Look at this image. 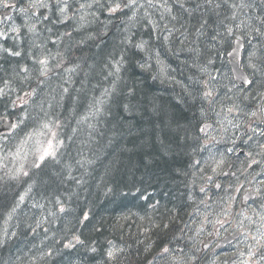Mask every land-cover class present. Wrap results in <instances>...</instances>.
<instances>
[{"label":"trees","instance_id":"obj_1","mask_svg":"<svg viewBox=\"0 0 264 264\" xmlns=\"http://www.w3.org/2000/svg\"><path fill=\"white\" fill-rule=\"evenodd\" d=\"M154 2L105 40L102 25L67 31L70 75L23 73L40 45L59 55L50 30L9 33L4 85L34 91L20 131L47 124L57 137L43 161L0 182V264H165L158 254L183 235L182 210L203 186L202 71L226 66L231 27L263 31L264 0Z\"/></svg>","mask_w":264,"mask_h":264},{"label":"flooded vegetation","instance_id":"obj_2","mask_svg":"<svg viewBox=\"0 0 264 264\" xmlns=\"http://www.w3.org/2000/svg\"><path fill=\"white\" fill-rule=\"evenodd\" d=\"M4 3L12 7H4ZM32 3L0 0V33L4 35V24L15 16L30 18L36 27L45 24L61 31H88L89 24L97 28L104 24V14L109 19L120 14V5L117 8L115 3L105 12L103 0H44L46 8H32ZM242 66L255 85L226 92L212 87L207 96L212 103L224 97L231 109L226 117L211 120L215 134L205 150L215 161L223 159L224 163L215 172L211 170L216 167L213 158L211 167H202L208 185L200 190L198 203L191 206L193 212L188 217H192L189 225L193 236L189 247L179 251L176 264H264V36L257 44L247 43ZM228 77H232L230 71ZM221 80L220 74L214 86ZM223 129L229 132L226 139L219 138ZM207 153L203 156L208 159Z\"/></svg>","mask_w":264,"mask_h":264},{"label":"rangeland","instance_id":"obj_3","mask_svg":"<svg viewBox=\"0 0 264 264\" xmlns=\"http://www.w3.org/2000/svg\"><path fill=\"white\" fill-rule=\"evenodd\" d=\"M135 3H137V0H135ZM153 3H155L154 0L148 2V4L154 6ZM144 6L145 3L141 0L139 2V7L143 8ZM163 15L164 13H162V17ZM164 27L165 26L163 25V28ZM5 90L6 89H4V93ZM45 136V131L28 135L22 143L18 144L13 149H7L5 147L8 136H4V142L2 144L0 143V181H2L4 177L17 178L23 167H26V162L30 158L38 155L42 149Z\"/></svg>","mask_w":264,"mask_h":264},{"label":"snow or ice","instance_id":"obj_4","mask_svg":"<svg viewBox=\"0 0 264 264\" xmlns=\"http://www.w3.org/2000/svg\"><path fill=\"white\" fill-rule=\"evenodd\" d=\"M209 2H210V0H209ZM134 3H135V0H131V3L129 5H127V6L131 7L132 4H134ZM3 6L4 7H12V5H9L7 3H4ZM30 7H32V8H36V7L46 8V7H48V5L46 3H44V0H33V3L30 5ZM118 7H119V5H117V8ZM115 10L116 9H113V11H115ZM13 31H17V29H13ZM0 35H2V34H0ZM9 54L10 55H16V56L20 55L19 52H9ZM39 63L41 65H45V66L47 65V61L46 60H40ZM44 74H45V70H41V75H44ZM248 83L251 84V85H255L256 81H254V80L253 81H248ZM209 95H211V93H209ZM21 107H23V105H21ZM229 111H231V109H229ZM200 131L203 132L204 129L201 128ZM225 151H232V150L231 149H225ZM46 155H48L47 152L44 153V156H46ZM44 156H41V158H40L42 161L44 159ZM213 160H214V158H213ZM214 162L216 163V167H213L211 169L213 172H215L216 168L220 167L224 163L223 159H221L219 161H215L214 160ZM209 167H211V165H209ZM223 174L224 175H228V173H223ZM25 175H26V173H25ZM209 179H211V177H209ZM216 187L219 188L220 185H216ZM60 211H64V209L61 208ZM165 251H167V249H165ZM109 255H111V253H109Z\"/></svg>","mask_w":264,"mask_h":264},{"label":"water","instance_id":"obj_5","mask_svg":"<svg viewBox=\"0 0 264 264\" xmlns=\"http://www.w3.org/2000/svg\"><path fill=\"white\" fill-rule=\"evenodd\" d=\"M237 47H239V44H237ZM231 60H233L234 58L231 57ZM232 63V68H233V73H234V77L236 82L238 83V85H247L248 84V79L246 78V76L243 75V73L240 70V62H231ZM204 131L202 132L203 134H206L210 129H209V124L204 125L203 127Z\"/></svg>","mask_w":264,"mask_h":264},{"label":"bare ground","instance_id":"obj_6","mask_svg":"<svg viewBox=\"0 0 264 264\" xmlns=\"http://www.w3.org/2000/svg\"><path fill=\"white\" fill-rule=\"evenodd\" d=\"M121 90H122V89H121ZM203 157L205 158V161H207V160H208V159H207V156H205V155H204Z\"/></svg>","mask_w":264,"mask_h":264}]
</instances>
